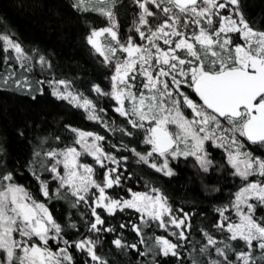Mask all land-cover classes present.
Here are the masks:
<instances>
[{
	"label": "snow or ice",
	"instance_id": "1",
	"mask_svg": "<svg viewBox=\"0 0 264 264\" xmlns=\"http://www.w3.org/2000/svg\"><path fill=\"white\" fill-rule=\"evenodd\" d=\"M132 5L139 11L124 33L120 0L70 4L107 20L103 27L86 20L85 39L111 73L104 77L111 83L108 91L93 78H80L81 86L74 78H57L48 53L26 50L7 27L0 31V89L35 101L47 85L58 100L83 109L87 120L102 126L86 131L68 123L60 135L41 134L46 118L26 121L16 134L30 145V156L15 167L9 166L7 141L0 137V264H78L77 253L83 264H109L97 251L101 235L108 234L120 251H139L143 244L140 256L147 259L141 264H162L161 257L181 258L185 252L187 259L177 264H264V215L257 216L264 208V25L252 23L245 0H132ZM153 19L161 22L153 25ZM105 35L107 42L101 43ZM101 102L119 121L106 119L109 109ZM217 148L226 154L224 163L214 158ZM181 158L185 164L191 160L201 178L230 165L237 187L227 201L213 205L219 216L215 234L201 227L206 242L198 249L188 240L195 204L191 211L176 207L154 178L177 176L173 162L178 165ZM21 169L37 182V193L20 182ZM134 169L152 174L140 176ZM141 179L143 191L136 190ZM201 183L209 194L222 190ZM61 201L67 209L58 215L51 203ZM123 213L139 214V221L112 223ZM156 221L175 242L164 235L145 238V228ZM118 227H131L138 243L129 245L123 232L116 235Z\"/></svg>",
	"mask_w": 264,
	"mask_h": 264
},
{
	"label": "trees",
	"instance_id": "2",
	"mask_svg": "<svg viewBox=\"0 0 264 264\" xmlns=\"http://www.w3.org/2000/svg\"><path fill=\"white\" fill-rule=\"evenodd\" d=\"M245 2L247 15L252 23L264 25V0H245ZM71 3L72 0H0V31L7 27L12 38L19 40L26 50L35 47L48 53L55 65L57 78L60 75L74 78L78 86H81L80 78H93L96 79V82L102 83V87L108 91L111 88V83L105 81L104 77L110 76L111 73L102 69L100 65L102 57L94 52L92 46L85 39L90 30L85 23L86 20L94 22L96 27L105 26L107 20L95 12L81 13L72 9L70 8ZM120 4L118 18L122 32L127 33L130 26L133 25L135 13L139 9L132 5L131 0H120ZM3 57V45L0 42V71L4 69ZM14 67L18 69L19 64H15ZM39 71L37 66L34 69L36 79H40ZM45 89L46 94L37 93L35 101L26 93L14 89H0V137L7 141L5 146L8 150L10 167L17 166V162L19 165L25 164L30 156V145L16 134V129L26 121L35 120L40 123L42 119L46 118V124L41 134L60 135L63 125L68 123L82 127L86 131H100L102 128L98 122L87 120L83 109H76L67 101L58 100L51 94V89L47 85H45ZM86 94L93 99L96 98L95 93ZM100 106L109 109L106 119L119 121V114L113 112L110 105L101 102ZM112 135V133H108L109 137ZM71 141L72 137L68 136L66 143H71ZM222 156L224 154L221 149H216L214 158L219 163H224ZM88 162H91V159ZM191 163L190 160L187 164L183 163V160L178 165L173 162V167L178 173L177 176L170 178L161 174L154 178L157 180V186L165 187L168 194L173 197L176 207L184 206L186 210L191 211L192 205L195 204L197 214L192 219V235L188 237V240L195 241V247L198 249L201 243L206 242L202 240L201 227L207 228L215 234L213 225L219 216L214 213L213 205L227 201L229 191L235 193L237 187L232 181L230 175L232 169L229 165H226V170L217 172L213 169L210 175L201 178L196 176L191 168ZM219 163L217 167H219ZM134 170L138 171L140 176L152 174L147 169ZM21 173L20 182L29 186L33 193H37L38 184L31 174L23 169H21ZM201 179L205 184L219 185L222 189L221 192L212 194L205 192ZM133 185H136L135 181H133ZM136 190H145L142 179L140 184L136 185ZM51 206L58 215L61 214L62 208L67 209V204L64 201L52 202ZM81 210H84L83 205H81ZM199 213H204V215L201 216ZM229 214L234 215V213ZM260 215H264V208L257 212V216ZM121 219H128L135 223L139 221V214L133 217L128 213H123L112 223L118 225ZM121 232L129 245L133 242L138 243L139 237L131 227L125 229L118 227L116 235ZM144 234L145 238L152 237L154 239L156 235L160 234L176 241V237L171 236L167 229H158L156 222H152L145 228ZM113 238V234L101 235V243L97 247L98 253L104 255L109 260V264H141V261L147 259V257L140 256V252L145 250L143 244L138 243L139 251L131 247L120 251L111 244ZM151 242L152 240H149V243ZM52 243L55 244L54 241ZM186 247L189 251L191 250L190 246ZM212 253L215 255L214 249H212ZM181 258L187 259V253H183ZM181 258L161 257V261L162 264H177L178 259ZM232 258L235 259L234 256ZM83 260L84 258L77 253L78 264H83Z\"/></svg>",
	"mask_w": 264,
	"mask_h": 264
},
{
	"label": "rangeland",
	"instance_id": "3",
	"mask_svg": "<svg viewBox=\"0 0 264 264\" xmlns=\"http://www.w3.org/2000/svg\"><path fill=\"white\" fill-rule=\"evenodd\" d=\"M131 2H132V0H131ZM137 8H138V6H137ZM153 8H154V6H153ZM138 9H139V8H138ZM160 22H161V21H159V20H155V19L152 20L153 25L158 24V23H160ZM99 39H100L101 43H106L108 37L105 35V36L100 37ZM10 52H11V50H10ZM11 54L14 55V53H11ZM217 150H218V148H217ZM221 151H222V153H223L224 155H226V154L224 153V150H223V149H221ZM181 160H183V158H181ZM190 161H191V160H190ZM229 166H230V165H229ZM230 167H231V166H230ZM156 223L158 224V221H156ZM158 229H160V230H164V229H161V228H158ZM167 230H168V229H167ZM168 232H169V230H168ZM159 235H160V234H159Z\"/></svg>",
	"mask_w": 264,
	"mask_h": 264
}]
</instances>
